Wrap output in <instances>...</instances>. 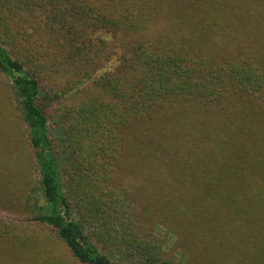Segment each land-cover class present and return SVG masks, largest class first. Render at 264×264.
Segmentation results:
<instances>
[{
    "label": "trees",
    "instance_id": "1",
    "mask_svg": "<svg viewBox=\"0 0 264 264\" xmlns=\"http://www.w3.org/2000/svg\"><path fill=\"white\" fill-rule=\"evenodd\" d=\"M43 79L65 102L53 126ZM0 82L40 176L1 239L38 249L24 234L45 232L77 264H192L151 230L160 209L217 264L236 249L264 264V0H0Z\"/></svg>",
    "mask_w": 264,
    "mask_h": 264
},
{
    "label": "rangeland",
    "instance_id": "2",
    "mask_svg": "<svg viewBox=\"0 0 264 264\" xmlns=\"http://www.w3.org/2000/svg\"><path fill=\"white\" fill-rule=\"evenodd\" d=\"M63 80H58V83L60 84ZM40 83L43 92L41 104L49 118L50 125L53 126L54 121L58 120V110L65 102L57 95L56 87L52 82L43 79ZM10 98H13L11 104ZM18 101L15 92L10 91L0 82V217L8 221H15L18 217L27 215V201L30 195L35 198L34 188L39 185L40 180L39 174L34 173L35 154L25 140L26 126L20 116ZM145 157L147 154L139 157L137 163ZM127 164L132 169L131 177L128 180L134 181L135 178L144 175L138 165L134 166L135 163L132 160L128 161ZM30 179H32V185H30ZM161 183L167 184L166 182ZM144 205H146V201L143 200L142 205L140 201L138 208L142 206L145 209ZM149 211L144 210L147 218L152 219L157 215L151 230L166 239L165 245L170 248L168 252L173 253L178 261L189 260L192 264H217L221 261L219 255L215 253L216 247L212 245L213 249H208L209 244L205 246V243L202 242L203 237L195 234L182 235V233L176 232L177 229L171 225L174 221L169 222L164 218L161 220L158 218V214L161 213L160 209H149ZM72 216L77 220L75 214ZM40 233L24 234L30 235L34 243L39 246L38 249H27L20 244L16 245L17 238L12 240L0 238V264H44L43 261L50 260L53 258L52 255L56 259H61L63 264H77L62 244L52 242L45 232ZM208 238L214 241V236H208ZM221 239L223 238L217 237L215 240L222 241ZM202 247H205L204 251L200 250ZM237 250L239 249H236V256L230 255L235 259H231L232 261L229 263L224 262V264L244 263V259H240L241 256ZM103 252L117 264H138L134 259L120 258L111 253ZM226 253L233 252L226 249Z\"/></svg>",
    "mask_w": 264,
    "mask_h": 264
}]
</instances>
